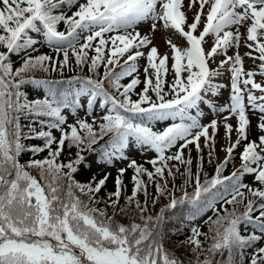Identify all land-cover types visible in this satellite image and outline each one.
<instances>
[{"label": "snow or ice", "instance_id": "6c2138e0", "mask_svg": "<svg viewBox=\"0 0 264 264\" xmlns=\"http://www.w3.org/2000/svg\"><path fill=\"white\" fill-rule=\"evenodd\" d=\"M77 4L76 11L67 15L66 9ZM195 4L199 9L188 24L184 0H0V264H183L166 248L164 226L172 219L165 214L185 203L193 205L194 213L184 220L206 210L216 214L214 220L209 218L213 235L207 248L199 238L207 240L208 234L198 226H192L191 235L182 241L196 256L190 264H244L247 249H253L248 264H264V246L256 247L264 239V84L254 79L257 74L264 77V0H189V10ZM144 22L152 32L158 22L164 29L175 30L187 47L168 40L171 55H161L155 46L149 47V37L137 30ZM61 24L64 31L59 30ZM208 37L213 43L206 49ZM242 41L249 49L244 56L260 61L258 72L245 70L239 52ZM38 46H47L55 56L32 55ZM144 48L149 49L147 53ZM230 50L233 55H228ZM61 54L62 59H57ZM14 55L22 60L18 67H14ZM217 56L223 59L213 68ZM142 58L146 60L143 80L138 64ZM73 62L81 70L87 66L90 74L75 78L80 85L75 96L58 90L52 80L36 78V73L62 72ZM224 73L229 74V84L217 82ZM126 78L129 81L122 83ZM27 86L46 91L29 99ZM225 88L230 94L221 104ZM81 95L88 97L89 112L99 98L105 114L98 124L96 118L91 123L77 118L67 124L63 110L79 106ZM205 108L214 116L207 124L201 123ZM33 117L50 118L48 130L29 126L25 132L21 118ZM231 119L235 125L228 122ZM162 121L168 123L159 128ZM221 126L230 141L225 159L216 166L215 175L205 174L203 181L198 168L193 182L192 159L185 158L184 150L190 145L198 153L209 148L211 163ZM53 129L60 132L58 139ZM254 134L256 138L251 139ZM28 139L43 143L27 145ZM240 145L241 167L223 176ZM65 147L77 149L67 162L60 160ZM131 148L155 154L147 161L151 171L129 159L126 152ZM45 151L47 156L35 158ZM85 152L97 154L95 162L106 166L129 160L116 170L115 190L107 193V199L99 194L111 172L98 180L93 176L87 183L74 178L82 165L92 167ZM24 153L32 158L22 163ZM171 161L177 163L169 166ZM178 165L185 166V184L193 186L191 193L185 190L179 198L168 188V177L180 173ZM128 169L133 171L132 191L125 203L134 204L140 223L135 216L129 224L115 219L125 212L119 204ZM244 175H252L261 187L243 183ZM150 184L157 195L170 197L155 216L145 215ZM244 189L254 199L245 203ZM140 193L144 205L138 199ZM100 203L105 207H98ZM237 204L244 205L242 213H237ZM224 205H232V210ZM107 208L113 209L111 215ZM254 212L259 214L254 217ZM241 225H254L261 235H243ZM182 230L183 221L181 228L168 231L175 235ZM202 252L207 253L203 260ZM217 254L220 260L215 259Z\"/></svg>", "mask_w": 264, "mask_h": 264}, {"label": "trees", "instance_id": "16d2710c", "mask_svg": "<svg viewBox=\"0 0 264 264\" xmlns=\"http://www.w3.org/2000/svg\"><path fill=\"white\" fill-rule=\"evenodd\" d=\"M39 54L40 53H35L32 55H39ZM21 63H22V60H20L16 64H14V67L20 66ZM98 71H99V74L102 75L104 69L101 67ZM86 75H90L88 73L87 66H85L83 68V70H81L80 68H77L73 62L71 67H65L62 72L57 71V72H48V73H42V72L36 73V78L52 80L55 82V87L58 90L66 91V92H69L71 95H73L74 91L71 89L70 86L74 82H77V80L75 78L76 77H84ZM25 91H26L29 99L39 98L37 96V93L28 89V86L25 88ZM49 119L50 118H47V117H39V118L33 117V118H29V119L21 118V124L23 125L25 132L29 131V126H31V128L36 130V131L48 130ZM88 122L91 123L92 121H88ZM65 128H66V125H65ZM52 132L54 135V129L52 130ZM105 139H106V137H105ZM24 143L27 145L39 146V145H42L43 141L38 140V139H28V140H25ZM100 143L102 144L103 141H101ZM53 148H55V145H53ZM76 151H77V149L75 147H73L70 151L67 147H65V150L62 153L60 160L67 162L69 159H72L75 156ZM45 156H47V151L40 153L35 158L36 159H42ZM30 158H32L31 153H24L20 157V160L22 163H24V162H27ZM205 165L206 164L203 163V165H201L199 167V168H202V171L200 172L201 181H203L205 174H207V176L209 178L211 177V174H210L211 169ZM82 169H83V171L81 173L75 175L76 180L77 181L79 180L78 182L81 181L80 183H87L89 180L92 179L93 176H95L96 179H97V177L100 176L98 174L95 175L91 172H88L87 168L84 166ZM30 171H32L33 175L38 176V173L36 172V170L33 169ZM149 171H151V170H149ZM191 172H192V181L194 182L195 175H196L197 171H191ZM143 179H145V181H146L147 177L145 176V177H143ZM185 180H186V177L184 175H182L181 172L177 173L175 177H168V188L170 191L173 192L175 197H177V198L181 197L185 190L188 191L189 193H191L193 191L192 183L185 184ZM108 184L109 183H107L106 188L103 189L101 191V193L99 194V196L103 199H107V193L112 191L109 188H107ZM173 185H175V188H173ZM181 186H183V187H181ZM244 191H245L246 196H247V199L245 200V203H246L247 200H250L253 198L251 197V195L247 194V189H244ZM148 193H149V195L147 198V208H152L155 214H157L159 212V210L162 207H164L170 200V197H168V196L161 197V196L157 195L155 193V186L152 184H150L148 186ZM77 194H79V193H77ZM130 195H131V191L129 189V186H126V191L123 193L120 204H119V207H123L125 209V212L124 213H118L115 217L116 220H118L120 223H123V224L131 223L130 217H133V214H135V213L137 214V218H136L135 222H137V223L141 222L138 218L139 214L135 211L134 204L131 206H128L125 203V197L130 196ZM85 199H86V197H85ZM138 199L140 200L142 205L145 204V197H144L143 193L138 195ZM153 199L156 200V204L154 206L152 204ZM183 205H178L176 209L172 210V212H167L165 214L166 217H172V219L168 223H166L164 226L165 230L167 232V236H168V238L165 240V246H166V248L169 249V251L171 253H173L176 257L181 259L183 261V264H190V262H195L196 256L191 252V246L190 245H188L186 243H182V241H185L187 239V237L189 235H191V233H190L191 227H189V225L186 224V222L184 220H182L181 217L179 218L180 209H183V210L185 209ZM97 206L103 208V207H105V204L100 203ZM224 207L227 208L229 211L232 210V205H224ZM235 208H236V211L238 214L242 213L244 211V205L243 204H237L235 206ZM106 210L109 213V215H111L113 213L112 208H107ZM218 210H220L221 215L224 214V212L221 210V207ZM146 213L150 214V210L148 209V211ZM258 214H259L258 212H254L253 216L255 217ZM211 218L214 220L216 218V214L214 213V215ZM181 221H183V230L182 231L177 232L175 235H173L171 233V231H168L169 229H173V228H181ZM198 227L200 228V230L202 232L208 234L209 239H207V240H205L204 236H201L199 238L203 242L202 246L204 248H207L212 243L211 236L213 235V233L209 232V219ZM240 231L243 235H249L253 232H255V234L258 233V230L255 228L254 225H241ZM258 246H259V243H257L256 247H258ZM247 250L245 251L244 264H248V262L250 261V260H247V258L249 257V252H247ZM249 251H253V249H249ZM205 255H207V253L202 252L200 254V259L203 260ZM226 256H227V253H225V257ZM215 259L220 260L221 256L219 254H217Z\"/></svg>", "mask_w": 264, "mask_h": 264}, {"label": "rangeland", "instance_id": "374dc122", "mask_svg": "<svg viewBox=\"0 0 264 264\" xmlns=\"http://www.w3.org/2000/svg\"><path fill=\"white\" fill-rule=\"evenodd\" d=\"M80 1L81 0H78V3H80ZM188 4H189V0H184L183 10L186 12V15H187V23L191 24L193 22V20H194L196 12L199 9V6H198V4H195L191 8V10H189ZM206 10L207 9H205V12H206ZM137 30L140 31L141 35L142 34H146L149 37V39L152 41V44L149 47H152V45L156 46V48L158 49L159 53L162 52L163 50L167 51V53L170 52L169 51L170 46L167 44L168 40H171L173 43H175L177 46H179L181 48H183L184 45L186 44L185 39L183 37H181L179 35V33H176L175 30H172V29H164L161 22H158V27H157V30L155 32H152L150 30V25H149L148 22L142 23V25L139 26ZM240 30H241V32L245 31V29H243V28H241ZM206 40L208 42L207 45H209V47H210L212 45V43H213L212 37H208V38H206ZM38 47H40V46H38ZM148 50H149L148 48L142 49V51H144L145 53H147ZM248 51H249V49L243 46V41H242L241 42V47L239 48V52H240L241 56L244 59V68H245L246 71L254 69L253 60H251L247 56H244V53L248 52ZM228 55H233V51L230 50L228 52ZM145 63H146V60L143 59V58L138 61V64L140 66V73H139L140 78H142L143 75H144L143 66L145 65ZM169 63H170V61H169ZM254 79H255L256 82L264 84V77H261V76H259L257 74ZM217 82L220 83V84H229V74L228 73H224L220 78H218ZM32 87L34 89H39V88H37L35 86H32ZM140 88L141 87L139 85L136 90L139 91ZM229 94H230V89L225 88V89L221 90V99H220V103L221 104L225 103L228 100ZM256 94L259 95V93H256ZM84 98L85 97H83V98H81L79 100L80 101V105L78 106V109L75 110V115L71 114V112H67V118L68 119L71 118V117H77V116H79L80 114H82L84 112L89 113L92 116L94 115L97 118H99L100 116L103 115L104 109H101L99 107V103L94 104L95 101L93 102L91 112L86 110L84 108V100H85ZM132 98L136 99L137 97L133 96ZM213 118H214L213 114L207 108H205V113H204V116L201 118V123L207 124ZM228 122L233 124V125H235V123H236V121L234 119H231ZM256 122H257V118H256V116H253L252 117L253 126H255ZM166 123H168V122H163V121L162 122H158L157 126L158 125H165ZM250 138L251 139H255L256 135L254 134ZM235 139H236V134H235V132H233L232 136H231V140L234 141ZM200 143H201V146L203 147V144H204L203 139H201ZM228 144H230V141L225 138L224 129L221 126L219 128L218 134H217V136L215 138V151L213 152V156L217 159V161H220L221 159H223L225 157L226 152L224 151V149H226L228 147ZM190 146H191V148L195 147V146H192V145H190ZM209 150H210L209 148H206V147L203 148V151L205 153L207 151H209ZM126 154L128 155L129 159H135V160H147L151 156L154 155V153L152 151H150V150H141V149H138V148H131V149L127 150ZM90 162H92V161H90ZM128 163H129V160H118V161H115L114 164L112 166H110L107 171L111 172V176H112L113 172H115L118 168L126 167V165ZM92 164L95 165L93 162H92ZM95 166H96V169L98 171H101L102 169H105L103 166H99L97 164ZM132 174H133L132 169H128L127 172L125 173L124 177L128 178V177L132 176ZM245 177L249 181H253V176L252 175H245Z\"/></svg>", "mask_w": 264, "mask_h": 264}]
</instances>
